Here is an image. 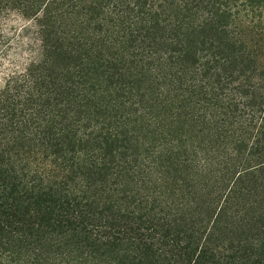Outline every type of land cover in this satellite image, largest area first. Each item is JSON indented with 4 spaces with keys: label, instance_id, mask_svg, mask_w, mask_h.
I'll return each instance as SVG.
<instances>
[{
    "label": "trees",
    "instance_id": "16d2710c",
    "mask_svg": "<svg viewBox=\"0 0 264 264\" xmlns=\"http://www.w3.org/2000/svg\"><path fill=\"white\" fill-rule=\"evenodd\" d=\"M13 13L36 51L0 85V264H264V0Z\"/></svg>",
    "mask_w": 264,
    "mask_h": 264
},
{
    "label": "rangeland",
    "instance_id": "374dc122",
    "mask_svg": "<svg viewBox=\"0 0 264 264\" xmlns=\"http://www.w3.org/2000/svg\"><path fill=\"white\" fill-rule=\"evenodd\" d=\"M31 20H25L16 13L1 19L0 26L6 38L0 52V85L12 72L21 70L34 56V28Z\"/></svg>",
    "mask_w": 264,
    "mask_h": 264
}]
</instances>
